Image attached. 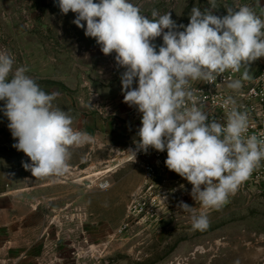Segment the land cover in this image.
Instances as JSON below:
<instances>
[{"label": "rangeland", "instance_id": "1", "mask_svg": "<svg viewBox=\"0 0 264 264\" xmlns=\"http://www.w3.org/2000/svg\"><path fill=\"white\" fill-rule=\"evenodd\" d=\"M131 2L149 17L153 9L171 12L178 25L189 23L192 7L209 6ZM216 2V15L241 5L264 15V0ZM75 15L61 14L56 0H0V50L14 56V67L27 66L46 93L58 90L54 104L92 137L71 149L61 173L35 177L0 112V264H264V160L209 213L208 227L194 230L178 207L183 201L199 210L192 185L165 163L149 173L145 153L133 161L122 152L135 148L141 114L123 102L116 54L104 55L72 23ZM154 43L158 51L162 36ZM79 98L95 107H82Z\"/></svg>", "mask_w": 264, "mask_h": 264}, {"label": "clouds", "instance_id": "2", "mask_svg": "<svg viewBox=\"0 0 264 264\" xmlns=\"http://www.w3.org/2000/svg\"><path fill=\"white\" fill-rule=\"evenodd\" d=\"M56 3L61 14L75 13L72 23L94 38L104 55L114 52L124 69L123 102L141 114V127L135 148L122 152L135 161L138 152L147 154L150 148L166 151V167L192 185L190 195L200 206L181 201L179 209L194 230L206 229L209 213L221 209L264 160V139L247 135L249 116L232 96L222 101L221 122L210 116L192 85L213 84L225 72L242 68V79H248L251 64L264 57V19L248 5L225 6L227 14L216 15V0H208L204 10L192 7L187 25H178L171 12L153 9L149 17L131 0ZM161 36L157 51L154 41ZM14 65V56L0 50V112L17 141L12 146L30 159L22 166L33 176L61 173L71 149L92 137L73 128L72 116L54 104L58 90L46 93L27 66ZM227 87L239 92L242 80H230ZM78 103L95 107L83 98Z\"/></svg>", "mask_w": 264, "mask_h": 264}, {"label": "built area", "instance_id": "3", "mask_svg": "<svg viewBox=\"0 0 264 264\" xmlns=\"http://www.w3.org/2000/svg\"><path fill=\"white\" fill-rule=\"evenodd\" d=\"M260 17L264 19V15ZM243 72V68L239 72L227 71L213 84L194 82L192 85L194 94L202 101L210 116L221 122L225 119L222 101L232 96L236 100V107L249 116L247 135H256L258 139H264V57L251 64L248 79H242ZM235 79L242 80V88L239 92L227 87V82ZM150 149L146 156L141 151L144 156L143 163L149 173L154 172L155 165L164 164L167 158L166 151L158 152ZM150 155L151 159H149Z\"/></svg>", "mask_w": 264, "mask_h": 264}]
</instances>
